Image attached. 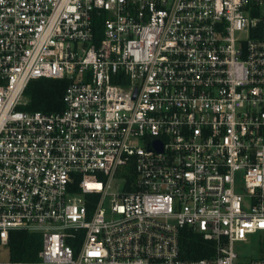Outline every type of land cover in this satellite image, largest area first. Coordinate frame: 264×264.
Segmentation results:
<instances>
[{"label":"built area","instance_id":"obj_1","mask_svg":"<svg viewBox=\"0 0 264 264\" xmlns=\"http://www.w3.org/2000/svg\"><path fill=\"white\" fill-rule=\"evenodd\" d=\"M40 78L62 110L23 109ZM18 229L37 259L0 264H264V0H0V244Z\"/></svg>","mask_w":264,"mask_h":264},{"label":"trees","instance_id":"obj_2","mask_svg":"<svg viewBox=\"0 0 264 264\" xmlns=\"http://www.w3.org/2000/svg\"><path fill=\"white\" fill-rule=\"evenodd\" d=\"M69 81L66 79L40 78L33 80L26 88L30 111H60L64 108V94ZM42 247V236L27 230H12L8 243V257L11 260H34ZM182 256L188 259L208 257L213 253V242L205 241L200 234L189 229L181 233Z\"/></svg>","mask_w":264,"mask_h":264},{"label":"rangeland","instance_id":"obj_3","mask_svg":"<svg viewBox=\"0 0 264 264\" xmlns=\"http://www.w3.org/2000/svg\"><path fill=\"white\" fill-rule=\"evenodd\" d=\"M26 99L29 100V97L26 96ZM256 237L250 242H238L235 244V249L241 257L249 258L257 253ZM8 246L0 244V260L5 261L8 259Z\"/></svg>","mask_w":264,"mask_h":264},{"label":"water","instance_id":"obj_4","mask_svg":"<svg viewBox=\"0 0 264 264\" xmlns=\"http://www.w3.org/2000/svg\"><path fill=\"white\" fill-rule=\"evenodd\" d=\"M135 95H136V93H135Z\"/></svg>","mask_w":264,"mask_h":264}]
</instances>
